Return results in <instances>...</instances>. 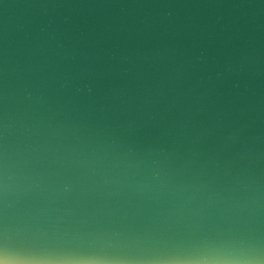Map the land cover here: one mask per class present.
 Returning a JSON list of instances; mask_svg holds the SVG:
<instances>
[{"label":"water","instance_id":"obj_1","mask_svg":"<svg viewBox=\"0 0 264 264\" xmlns=\"http://www.w3.org/2000/svg\"><path fill=\"white\" fill-rule=\"evenodd\" d=\"M0 264H264V0H0Z\"/></svg>","mask_w":264,"mask_h":264}]
</instances>
